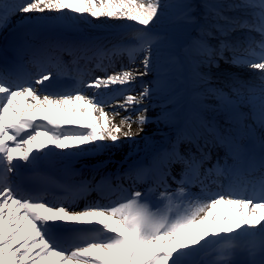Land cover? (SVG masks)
Instances as JSON below:
<instances>
[{"label": "snow or ice", "instance_id": "obj_1", "mask_svg": "<svg viewBox=\"0 0 264 264\" xmlns=\"http://www.w3.org/2000/svg\"><path fill=\"white\" fill-rule=\"evenodd\" d=\"M191 7L187 0L0 3V30L20 14L21 24L32 28L23 48L33 56L59 62L67 54L77 64L81 60L111 62L116 50H106L91 40L59 41L37 35L53 22L75 27L76 20L87 17L138 24L137 46L121 51H128L130 65H136L134 52L143 53L135 67L121 65L119 71L105 70V75L82 82L92 90L91 96L55 90L52 71L35 79L14 77L6 68L0 71V264H202L197 257L210 241L219 243L240 234L258 236L264 255V0L258 4L256 0H201L199 13L190 12ZM256 8L260 10L258 22L251 19V10ZM169 10H174L171 31L154 33L152 29ZM32 13L45 15L33 17ZM47 13L56 15L50 19ZM253 32L261 39L248 41L241 49L239 37ZM254 43L258 54L252 50ZM226 52L232 53L230 58ZM246 55H258V61L247 60ZM221 60L259 71V93L241 96L236 91L229 96L221 89H208L207 94L217 100L215 106H203L199 94L196 107L182 106L185 70L200 65L219 67ZM193 76L197 85L209 80L197 72ZM137 80L141 81L138 93L132 89ZM115 85L129 90L122 101L111 104L105 98L108 94L100 90ZM154 97L160 106L154 119L165 123L172 135L122 174L101 177L94 189L92 181H81L56 201L17 183L24 172L57 157L76 160L107 153V158L92 165L95 170L107 168L116 151L127 142L135 143L144 132L150 122L145 101L152 102ZM244 103L249 105L247 116L240 111ZM108 107L113 108L111 113ZM205 113L213 115L210 118ZM256 143L258 154L252 151ZM213 150L217 162L204 168ZM253 172H259L258 181L246 179ZM113 175L116 180H131L133 186L150 182V187L147 191L134 188L117 202L74 207L75 200L90 190L103 193ZM221 177L228 181L226 185L220 183ZM193 184L200 186V195L190 192ZM210 184L218 190H209ZM235 247L231 242L222 244L223 259L210 264H234L228 257ZM258 264H264V258Z\"/></svg>", "mask_w": 264, "mask_h": 264}, {"label": "bare ground", "instance_id": "obj_2", "mask_svg": "<svg viewBox=\"0 0 264 264\" xmlns=\"http://www.w3.org/2000/svg\"><path fill=\"white\" fill-rule=\"evenodd\" d=\"M168 0H161L162 3L167 2ZM189 0H187L188 2ZM8 2L10 3L11 0H0V3ZM139 2V0H138ZM201 3V0H192V7L191 9L195 10L196 13H199L198 5ZM256 3H259V0H256ZM259 8L251 10V18L258 22V13ZM33 17L38 15H45V14H30ZM50 19L55 17V13H47L46 14ZM23 27L26 29L27 33L25 32V39L27 38L28 34L32 31V28L29 24H21V16L17 14L11 17V22L8 24L6 28L0 30V45L3 42L4 38L6 37L7 33L13 27ZM138 24H134L133 22L126 21V20H107L102 19L99 21L92 20V18L87 17L84 19H78L75 22V27H68L63 24H58L53 22L51 25L46 26L39 30L37 33L40 39H49V40H59V41H81V40H91L99 46H102L106 50H116V54L112 57L111 62L107 59L103 61L93 60L91 63L85 62L81 60L78 64L72 62V58L67 54H64L59 62H56L54 59L49 61L46 57L42 56H33L31 53L24 51L25 59L28 61H23L24 65L27 63L30 65V74L26 75H18L20 79H28L29 77L35 79L40 74L38 72H42L47 66H52V63H55V67H51L50 71L53 73H57L59 69H77L84 72V75L89 76L93 73H97L96 75H105V70L108 73L113 71H119L121 65L125 67H135L139 65L140 59H142L143 53L141 52H134L133 56L136 58V65L129 64V53L126 50L121 51V49H132L135 48L138 44V41L135 39L136 32L135 29L139 28ZM152 31L156 33V29L153 28ZM127 36V37H125ZM247 37V39H245ZM126 38V39H125ZM259 33H245L244 36L239 37L241 40L240 48L243 49L247 46L248 41H258ZM134 42V44L132 43ZM209 43L215 45V41L210 40ZM256 45V46H255ZM254 46L258 47L257 44H253L252 50L254 51ZM255 52V51H254ZM243 54V53H239ZM232 55L231 52H226L225 56L230 58ZM245 59L250 61H258V56L253 55H246ZM219 61V67L212 66V65H200L198 67V72L200 74L207 75L209 80L206 84L200 83L197 85L194 83V79L187 78V87H188V94L189 96L199 94L201 101L203 102V106H214L215 105V98L208 95V89H221L224 94L229 96L233 95L234 92L239 91L241 96L246 93H256L258 94L260 91V87L262 84L261 74L257 70H251L246 67L240 66H233L231 64H222ZM99 64V66H97ZM45 66V67H43ZM102 70L97 69L98 67ZM187 70H185L184 76L186 77ZM147 79H151V76L145 78V82ZM55 83V78L51 81L52 85ZM228 83L231 88L224 89L219 84ZM49 82H45L48 84ZM141 81L137 80L136 84L132 86L134 92L138 93L140 91ZM155 83V81H153ZM245 84L246 88H244L245 93L241 92L238 87L239 85ZM78 87H73L69 91L64 93H71L75 94ZM128 86H124L123 88L119 85L112 86L110 89H101V93H106L108 95L105 96L106 99L109 100V103L115 104L116 101H122V97L124 94H127ZM85 94L91 96L93 94L91 89H86ZM155 97L153 98L152 102L145 101V106L149 107L147 115L150 118V122L144 126V132L141 133L140 137L135 138V143L127 142L125 143L124 147L121 148L119 151L115 152V155L112 158L111 163L108 164L107 168H100L99 170H95L92 168V165L96 163L99 159L107 158V153L104 156H96V157H89V158H81L76 160H61L60 158H52L51 162L45 163L41 165L39 168L34 170H29L36 172L37 174H42L43 177L39 178V182L41 185H48V177L55 178L57 182L63 187L65 193L62 194H44V198L49 201H56L59 199L64 198L67 195L66 189L75 188L77 187L81 181H92L91 188H95V184L101 180V177L111 173V174H122L126 169L131 167L139 160L145 159L149 156L154 150L158 147L164 145L167 142V139L172 135V130L169 129L163 133L156 134L153 133L152 121L155 120L154 118L160 112V106L155 102ZM182 106L187 108H194L197 106L190 104L188 102H182ZM119 111L121 115H127L121 109H115ZM106 111L111 113L113 108L108 107ZM240 111L248 115L249 112V105L244 103L240 105ZM208 117H212V113H205ZM162 119L164 117H161ZM120 117H116V122L119 123ZM133 119H135V114H133ZM249 126H252L251 121H249ZM136 130V125L133 124V131ZM259 129L258 126L255 131L256 137H259ZM252 151L255 153H259V145L258 143L252 146ZM222 155V152L220 153ZM218 155L217 151L213 150L212 158L209 161H206L204 164V168H211L214 163L217 162ZM259 172H253L251 175L246 176V179L253 180L258 177ZM47 176V178H45ZM222 178V177H221ZM220 181H225L226 184L228 183L227 180L224 178L220 179ZM17 183H21L24 186V179L22 177L17 179ZM119 186V187H118ZM150 187V182H143L137 183L133 186V182L128 179H121L116 180L115 175L112 176V182L110 185H105L103 193L90 190L88 191L83 197L78 198L74 202V207L77 209L83 208L87 204L92 203H101V204H109L112 202L122 200L126 194L131 192L132 188L141 191H147ZM243 187V184H241ZM251 185H249V188ZM210 188V187H209ZM127 190V191H125ZM189 190L194 195H200L201 189L198 184H193L189 187ZM216 186H213V191H217ZM35 193L43 192V190L39 191V188L34 189ZM153 203H155V197L152 198ZM252 237L245 236L240 234L239 236H231L225 239H222L219 243L210 241L207 247L200 255L197 257L199 260L202 261V264H210L212 261H219L223 259L221 256V245L231 242L235 244V249L233 254L228 257L231 259L234 264H249V257L248 253L250 250L249 242Z\"/></svg>", "mask_w": 264, "mask_h": 264}, {"label": "rangeland", "instance_id": "obj_3", "mask_svg": "<svg viewBox=\"0 0 264 264\" xmlns=\"http://www.w3.org/2000/svg\"><path fill=\"white\" fill-rule=\"evenodd\" d=\"M175 2H176V0H168L165 3H175ZM188 2L191 3V5H192V0H189ZM189 11L190 12H193V13H196L195 10H193L191 8L189 9ZM199 11L201 12L202 10L199 8ZM173 14H174V10H169L168 11V16H166L164 20H162L161 22H159L158 25H156L154 27L156 29V32H158V31H171V29L169 28V20H170V18H171V16ZM254 51L258 54L260 52L259 47H255L254 48ZM221 63L222 64H225L224 62H221ZM186 70L189 73L185 77V80H184V88L181 91V96H182L181 104H182V102H188L190 104L196 105L197 104V102H196V96L197 95L195 94V95L189 96V94H188V87H187V80H188L187 78L194 79L193 72L199 73L198 72V68H195V69H193V68H187ZM219 84L221 85V87H224V89H228V87L231 88V86H229L228 83H224V85H222V83L219 82ZM245 86H246L245 84L239 85L238 89L241 92L245 93V90H244V88H246ZM85 90L86 89L84 88V90L82 92H85ZM214 102H215V105H216L217 104V100H215ZM162 120H164V118L163 119L161 118V121ZM151 123H152V127H153V133H156V134L163 133V132H165V131H167V130L170 129V128L166 127L165 123H162L160 121H157L156 119L153 120ZM132 190H134V188H132L131 191ZM126 195H128V194H126Z\"/></svg>", "mask_w": 264, "mask_h": 264}]
</instances>
